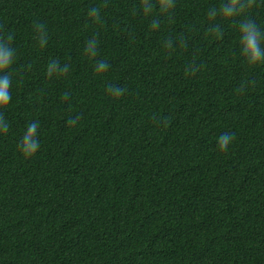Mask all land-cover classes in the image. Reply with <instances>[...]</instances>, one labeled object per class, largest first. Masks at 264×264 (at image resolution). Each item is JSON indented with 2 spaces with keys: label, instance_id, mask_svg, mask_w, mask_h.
<instances>
[{
  "label": "trees",
  "instance_id": "trees-1",
  "mask_svg": "<svg viewBox=\"0 0 264 264\" xmlns=\"http://www.w3.org/2000/svg\"><path fill=\"white\" fill-rule=\"evenodd\" d=\"M228 3L0 0V264H264V0Z\"/></svg>",
  "mask_w": 264,
  "mask_h": 264
},
{
  "label": "clouds",
  "instance_id": "clouds-1",
  "mask_svg": "<svg viewBox=\"0 0 264 264\" xmlns=\"http://www.w3.org/2000/svg\"><path fill=\"white\" fill-rule=\"evenodd\" d=\"M147 0H143V5H146ZM168 3V0H159V4L161 9L165 7ZM240 4L241 7L235 12L243 11L244 8L250 7L252 4V0H248V4L244 5L240 2V0H230V3L222 5V12L223 15L226 17L232 16L235 12L237 4ZM145 13H150L152 11V6L145 7ZM90 15L97 16L98 9H92ZM212 15H215L213 12ZM155 26V23L154 25ZM43 25H37V29H42ZM216 31H219L217 28ZM241 38H240V45L242 49V53L247 55V63L249 66H254L258 63L264 62V48H261V40L264 39V33H262L256 26L255 23L251 21H245L241 24ZM12 37L9 36L8 40H11ZM41 43H44V39H41ZM95 40H91L88 42L87 51L90 52L92 55H95L94 48H95ZM15 50L10 48H5L3 45H0V73H4V75L0 76V108H6L9 101L11 100V95L9 92L10 87V76L7 74V69L13 63ZM107 68V64L101 62L97 66V71H102ZM51 70V64L49 65V71ZM120 90H117L119 92ZM0 126H2V130L7 132L8 125L3 121V117L0 116ZM39 127L38 122H32L27 131L23 135L20 148L22 155L30 157L35 154V152L39 148V141L35 138L37 129ZM231 137L228 134L223 135L220 138L221 147L225 148Z\"/></svg>",
  "mask_w": 264,
  "mask_h": 264
}]
</instances>
